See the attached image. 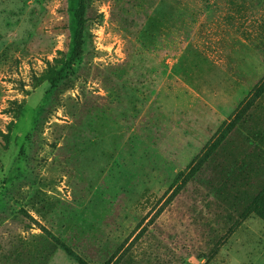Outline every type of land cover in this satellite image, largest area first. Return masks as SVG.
Wrapping results in <instances>:
<instances>
[{
	"label": "rangeland",
	"instance_id": "374dc122",
	"mask_svg": "<svg viewBox=\"0 0 264 264\" xmlns=\"http://www.w3.org/2000/svg\"><path fill=\"white\" fill-rule=\"evenodd\" d=\"M77 6L0 0V264H264L262 219L217 246L229 210L169 197L264 82V0H86L80 58L37 85Z\"/></svg>",
	"mask_w": 264,
	"mask_h": 264
},
{
	"label": "trees",
	"instance_id": "16d2710c",
	"mask_svg": "<svg viewBox=\"0 0 264 264\" xmlns=\"http://www.w3.org/2000/svg\"><path fill=\"white\" fill-rule=\"evenodd\" d=\"M234 7L239 13L243 5ZM85 8L86 0H78L71 55L60 62L59 69L48 66L38 78L37 85L47 82L55 86L80 58ZM238 15L247 19L244 13ZM191 183H199L220 209L229 210L227 220L230 224L219 237L217 246L248 216L253 214L264 221V82L239 103L230 119L220 126L215 137L209 140L191 165L176 174L169 197ZM41 238L46 244L61 245L49 233H44ZM37 255L38 259L43 257V253Z\"/></svg>",
	"mask_w": 264,
	"mask_h": 264
}]
</instances>
